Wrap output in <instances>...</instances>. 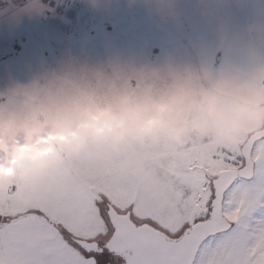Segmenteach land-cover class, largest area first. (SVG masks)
Instances as JSON below:
<instances>
[{
	"label": "clouds",
	"instance_id": "1",
	"mask_svg": "<svg viewBox=\"0 0 264 264\" xmlns=\"http://www.w3.org/2000/svg\"><path fill=\"white\" fill-rule=\"evenodd\" d=\"M81 4L107 19L141 11L181 46L98 48L78 17L79 40L65 31L0 64V175L87 137L264 141V0H0V32L53 17L71 23L65 13Z\"/></svg>",
	"mask_w": 264,
	"mask_h": 264
},
{
	"label": "snow or ice",
	"instance_id": "2",
	"mask_svg": "<svg viewBox=\"0 0 264 264\" xmlns=\"http://www.w3.org/2000/svg\"><path fill=\"white\" fill-rule=\"evenodd\" d=\"M0 264H264V141L111 136L0 175Z\"/></svg>",
	"mask_w": 264,
	"mask_h": 264
},
{
	"label": "rangeland",
	"instance_id": "3",
	"mask_svg": "<svg viewBox=\"0 0 264 264\" xmlns=\"http://www.w3.org/2000/svg\"><path fill=\"white\" fill-rule=\"evenodd\" d=\"M57 11L64 12V9L61 6ZM65 15L71 23L53 17L40 23L25 21L12 37L6 32H0V64L19 61L23 56L31 54L45 38L57 41L65 31H72L79 40L81 32L78 17L88 21L87 35L98 48L108 42H114L121 48H136L144 41L150 42L156 52L181 46L176 34L166 32L155 19L141 11L107 19L102 15H93L86 5L81 4L69 9Z\"/></svg>",
	"mask_w": 264,
	"mask_h": 264
}]
</instances>
